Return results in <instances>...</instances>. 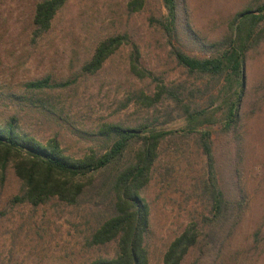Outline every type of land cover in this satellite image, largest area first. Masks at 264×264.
Wrapping results in <instances>:
<instances>
[{
  "label": "rangeland",
  "instance_id": "374dc122",
  "mask_svg": "<svg viewBox=\"0 0 264 264\" xmlns=\"http://www.w3.org/2000/svg\"><path fill=\"white\" fill-rule=\"evenodd\" d=\"M129 1L69 0L51 28L34 39L37 1L0 0V122L15 117L23 131L43 142L57 137L74 157L98 148L95 134L103 123L139 127L152 122L172 130L143 191L151 207L149 264H164L171 241L201 223L209 209L203 187L207 157L198 134L183 131L181 103L165 98L149 107L142 96H153L160 85H167L182 94L184 103L213 111L221 88L218 78L188 71L177 62L174 46L197 57L219 53L238 14L256 12L264 0H181L178 37L162 26L167 15L163 0H146L134 12ZM119 34L125 40L102 68L82 74L100 41ZM262 37L246 56V91L237 128L225 132L218 122L200 127L211 133L220 186L230 196L244 194L246 212L221 254L211 253L201 241L181 264H264ZM133 60L144 76L132 69ZM44 79L50 87L28 86ZM21 193V181L9 168L0 177V264H90L100 254L112 255L114 245L88 243L98 221L88 200L71 205L53 198L33 205L17 202Z\"/></svg>",
  "mask_w": 264,
  "mask_h": 264
},
{
  "label": "trees",
  "instance_id": "16d2710c",
  "mask_svg": "<svg viewBox=\"0 0 264 264\" xmlns=\"http://www.w3.org/2000/svg\"><path fill=\"white\" fill-rule=\"evenodd\" d=\"M36 1L34 39L51 28L57 12L69 0ZM145 1L130 0L128 8L131 12L138 11ZM182 1L163 0L167 15L162 26L174 37H178ZM263 21L264 6L256 12L247 9L239 13L222 51L207 57L192 56L174 46L177 62L188 71L218 78L221 88L216 91L217 99L212 101L217 102L213 111L184 103L182 94L167 85H160L153 96H142L149 107L165 98L181 103L186 117L183 131L198 134L207 157L205 173L208 176L203 187L209 197V209L201 223L188 226L171 241L164 254V264H181L201 241L208 245L211 253L221 254L246 212L245 195L235 192L230 196L220 186L211 133L200 130V127L218 122L225 132L237 128L246 91V56L263 38ZM124 40L125 36L119 34L100 41L91 59L82 66V74L100 70ZM136 64L133 60L132 69L144 76ZM28 86L44 89L51 85L44 79L30 82ZM172 133V130L158 128L152 122L139 127L118 122L103 123L95 134L98 148L74 157L66 153L57 137L43 142L23 131L17 118L12 117L0 122V177L5 178L7 170L12 168L21 181L22 193L15 197L17 202L40 205L58 198L77 205L88 200L98 216L97 225L88 236L89 245L99 248L114 245L112 255L100 254L90 264H149L147 239L151 228V207L143 191L152 179L162 141Z\"/></svg>",
  "mask_w": 264,
  "mask_h": 264
}]
</instances>
